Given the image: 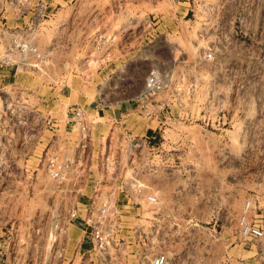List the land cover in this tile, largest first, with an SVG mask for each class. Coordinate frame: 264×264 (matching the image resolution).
<instances>
[{
  "label": "rangeland",
  "instance_id": "obj_1",
  "mask_svg": "<svg viewBox=\"0 0 264 264\" xmlns=\"http://www.w3.org/2000/svg\"><path fill=\"white\" fill-rule=\"evenodd\" d=\"M46 2L40 21L27 30L30 14L24 15L16 35L42 59L37 67L18 66L15 82L0 86V98L19 94L26 108H47L62 125L71 100L63 96L94 93L93 110L82 107L89 144L80 153L76 131L66 137L65 156L75 164L59 186L39 161L32 172L37 183L29 177L23 187L16 169L0 163V192L9 201L18 191L22 206L0 212L2 259L19 254L20 263L31 264L34 254L39 264H59L51 259L56 251L64 254L63 264H83L75 256L80 234L67 228V210L80 207L79 192L91 191L93 180L114 199H157L122 213L120 264L146 262L158 252L168 264H264V234L252 239L239 229L244 218L264 232V0L259 19L248 13L254 3L215 4L214 23L208 5L197 0ZM203 52L211 57L198 61ZM173 67L181 98L168 99V118L153 140L144 139L147 119L127 105L150 69ZM117 116L124 123H116ZM133 179L143 186L139 192L130 186Z\"/></svg>",
  "mask_w": 264,
  "mask_h": 264
},
{
  "label": "built area",
  "instance_id": "obj_2",
  "mask_svg": "<svg viewBox=\"0 0 264 264\" xmlns=\"http://www.w3.org/2000/svg\"><path fill=\"white\" fill-rule=\"evenodd\" d=\"M46 3V0H0V4L6 5L15 17H23L28 13L30 14L27 30H31V25L38 23L41 17L44 16ZM197 3L202 7L208 5L210 20L213 23L217 17L214 5L220 3H254L256 7L249 9L248 13L251 18L259 19V9L257 8L259 0H197ZM3 12L5 10L1 7L0 15ZM8 31L6 30V33L10 35L8 42H0V67L13 66L14 70L18 66L37 67V63L41 61L42 57L36 48L28 41L17 38V33L14 35V32ZM14 56H18V59H14ZM30 57L34 61L29 60ZM210 57V52H203L197 60H206ZM177 79L178 73L174 67L171 69H150L145 76L142 90L128 103L127 111H134L147 120L156 121L155 128L151 134L144 135V139L153 140L156 129L159 130L163 125V120L168 118V99L174 102L180 100L181 95L177 87ZM160 95H167V97H160ZM0 100L2 102L0 127L3 128L8 125L21 126L28 120L29 109L21 101L19 94H14L12 97L6 94ZM98 105L104 107V104ZM66 114L67 122L70 123V130L74 129L76 131V149L81 153L88 142L89 120L87 112L82 107L74 105L67 107ZM123 116L114 117V121L118 124L124 123ZM38 124L48 129L56 127L54 118L49 115L41 117L38 120ZM4 154L0 145V163H4ZM107 158L108 155L106 154L104 157L105 162ZM39 162L45 174L55 186L63 183L66 175L70 173L71 165L75 164L72 163L68 156L64 155L60 157L47 150L42 152ZM90 182L91 191H89L88 195H83V193L79 192L81 196L80 207H72L67 210V228L74 225L81 232L80 239L75 248V256L78 255L83 264H120L117 250L126 242L125 239L118 236L121 229L122 213L127 209H136V206L142 200L148 204H155L157 199L151 194L140 195L136 200H130L126 197L117 198L118 195L115 194L117 196L114 199V197L112 198L113 192H98L95 189V184L91 180ZM130 186L136 192H139L143 187L141 183L134 179L130 183ZM127 199L131 201L132 208L123 205L122 202L125 203ZM66 226L62 229V232H65ZM239 229L244 237L252 239H260L264 234L260 226L248 223L244 218L239 220ZM53 256L57 259H64V254L61 252L55 251ZM136 264H168V258L163 252H158L151 255L146 262L139 260Z\"/></svg>",
  "mask_w": 264,
  "mask_h": 264
},
{
  "label": "crops",
  "instance_id": "obj_3",
  "mask_svg": "<svg viewBox=\"0 0 264 264\" xmlns=\"http://www.w3.org/2000/svg\"><path fill=\"white\" fill-rule=\"evenodd\" d=\"M4 8L5 12H3L0 15V42L1 43H7L8 39L10 37L9 34L6 33V30H9L8 32H16L18 33L22 28L20 27L21 23L23 22V17H15V15L9 10V8L6 5L0 4V8ZM9 10V11H8ZM2 17H4L2 19ZM8 21H12L11 26L9 27ZM19 21V24L17 22ZM9 27V29H7ZM3 28V29H1ZM13 66L11 67H0V86L7 87L8 84L11 85L14 81V77L16 76V70L13 71ZM19 82V81H18ZM49 88V96H53V88L51 86L52 91ZM70 98L71 100L68 101L66 104L67 107L78 105L85 109H90V111L93 110V106L95 100L94 93L91 94V97L88 96V93H85L84 89L78 90V92L75 93L73 97H71V94L69 92L68 95H64L63 99L67 100ZM49 104L51 106L55 105L56 99L48 98ZM49 105H47L48 107ZM47 109V108H46ZM45 108L38 106L32 107L29 109L28 114V120L21 126H13L8 125L7 127H0V145L1 149L4 151V163H7V165H10V167L16 169L17 173V179L16 183L19 187H23L22 183H24L27 178L30 177L31 184L35 185L37 183V172L32 175V172L34 169H36L35 166L38 165V161L40 159V156L44 150H47L48 152H53L54 154L58 155H70V146L67 143L66 137L68 135H71L74 131V129L69 128L70 123L67 122V114L65 110V118L62 120V125L58 122L57 116H53L54 120L58 122L55 123V126L58 125V127H55L53 129H48L45 126L38 124V120L41 117H44L47 115L45 113ZM126 109V107H125ZM88 111V110H87ZM123 110L118 111L119 113H122ZM49 115V114H48ZM154 122V126L151 127L150 124ZM156 126V121L154 120H147V127L144 128L145 135L151 134L152 130ZM89 144V142H88ZM91 144V142H90ZM32 175V176H31ZM7 180V179H6ZM90 181V180H88ZM93 182V180H91ZM91 186L87 187L90 188ZM22 190V189H21ZM84 189L83 191H85ZM89 190V189H88ZM83 194L88 195L89 191H85ZM8 195L6 191L1 190L0 192V212H19L22 209L21 205H18L16 203V200L18 199V191H16L15 194H12L10 196V202L7 200ZM5 198V201H4ZM7 200V201H6ZM15 200V202H14ZM140 202V201H139ZM123 205H125L128 208H132L131 201L129 199L126 200V202H122ZM138 206H136V209ZM126 211H130L127 209ZM9 217V216H8ZM9 220V219H8ZM17 221V220H16ZM8 222V221H7ZM71 231L77 234H81L80 230L75 227L74 225H71L69 227ZM4 253L0 254V260L9 261V263L6 264H22L19 262L20 259H23L20 257L19 254L12 255L11 258H9V254L4 255V259H2ZM35 255H32L31 258V264H39V262H35ZM51 259L54 261L59 262V264L64 263V259H57L53 254L51 255Z\"/></svg>",
  "mask_w": 264,
  "mask_h": 264
}]
</instances>
